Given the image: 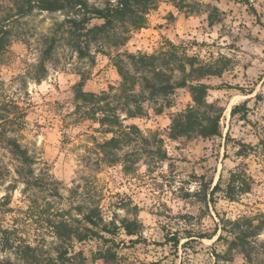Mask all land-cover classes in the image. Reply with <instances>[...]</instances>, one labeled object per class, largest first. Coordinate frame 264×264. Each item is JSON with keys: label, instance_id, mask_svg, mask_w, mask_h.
Here are the masks:
<instances>
[{"label": "rangeland", "instance_id": "rangeland-1", "mask_svg": "<svg viewBox=\"0 0 264 264\" xmlns=\"http://www.w3.org/2000/svg\"><path fill=\"white\" fill-rule=\"evenodd\" d=\"M104 1L88 0L97 7ZM61 20L60 14L47 13L26 19L22 31L28 36L13 39L0 62V101L14 103L23 123L21 131L11 128L13 134L7 135H17L35 159L31 173L38 185L26 190L16 173L17 161L0 143V225L18 229L32 245L41 243L43 258L55 259L57 241L46 221L56 220L59 210L79 218L74 207L92 187L106 222L114 220L119 226L123 219H136L141 224L138 236L128 237L122 230L107 236L111 242L106 247L122 264H264L262 249L247 260L238 251L229 253L225 241H217L220 235L228 238L221 232L224 221H264V0H158L144 27L132 31L121 51L151 55L173 45L223 69L201 80L211 88L207 102L222 107L223 113L220 137L173 140L171 117L192 103L189 90H175L160 113L155 105H146L145 116L124 123L137 127L145 139L137 142L141 151L130 157L128 172L120 163L95 165L96 142L110 136L95 132L97 124L67 116L80 74L85 92L118 86L108 52L94 53L93 61L80 60L62 47L55 62L45 63V77L36 80L37 40ZM235 106L239 113L231 116ZM233 171L250 177L249 192L235 201L221 192L211 196L220 177L224 189ZM262 241L264 233L257 239ZM104 248L96 240L73 245L74 251L83 252L86 264H104L96 258ZM2 257L15 261L8 252H0Z\"/></svg>", "mask_w": 264, "mask_h": 264}, {"label": "trees", "instance_id": "trees-1", "mask_svg": "<svg viewBox=\"0 0 264 264\" xmlns=\"http://www.w3.org/2000/svg\"><path fill=\"white\" fill-rule=\"evenodd\" d=\"M157 2L158 0H106L102 7H97L90 5L88 0H0V62L13 39L28 36L22 31L26 19L43 13L60 14L62 17L61 21H55L37 40L40 60L36 80L45 77V63L55 62V53L62 47L71 49L80 60L93 61L91 58L94 53L108 52L106 56L120 79L118 86H110L107 91L97 94L85 92V78L80 74L81 81L72 87L73 110L67 115L74 122L90 121L97 124L99 128L95 132L110 136L100 143L96 142L95 165L120 163L124 171L128 172L129 164L132 163L130 157L141 151L137 142L141 141L143 144L145 139L137 127L125 125V121L145 116V106L148 104L155 105V112L160 113L169 96L177 89L187 88L192 103L171 117L170 139H209L221 136L223 108L216 103L207 102V94L211 88L201 83V80L218 76L223 69L190 57L173 45L162 47L151 55L121 51L132 31L144 27L146 15L155 9ZM93 21L102 23L92 24ZM241 108L246 110L245 105ZM239 109L240 107H233L230 115L235 116ZM18 110L14 103L0 101V143L17 161V176L27 190L38 186L31 173L36 161L23 148L17 135H7L13 134L11 128L21 131L22 114ZM248 181L251 179L244 171H233L224 184V189L220 177L211 190V196L221 192L227 200L235 201L237 196L249 192ZM72 193L78 195L76 190ZM95 193L91 187L80 195L82 203L74 207L79 218L68 217L65 211L59 210L55 213L56 220L52 218L53 220L46 221L57 241L53 249L55 259L49 256L43 258L41 243L32 245L22 237L18 229H4L0 225V252H8L15 257V261L10 257H2L0 264H86L83 252L74 251L73 245L95 240L105 245L104 249L96 253L98 260H102L104 264H122L116 253L106 247L111 242L107 236H115L120 230L128 237L138 236L141 224L136 219H123L119 226L114 220L106 222L99 202L93 198ZM221 232L228 238L220 235L217 241H225L229 253L238 251L247 260H252L258 250H264V241L257 242L258 237L264 233V221L255 224L252 218L239 217L234 221H224ZM215 258L219 259L220 255H215Z\"/></svg>", "mask_w": 264, "mask_h": 264}]
</instances>
